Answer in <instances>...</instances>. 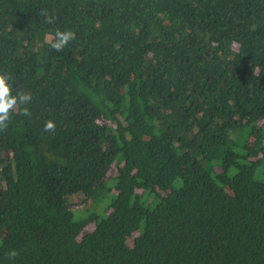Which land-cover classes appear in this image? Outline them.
Returning a JSON list of instances; mask_svg holds the SVG:
<instances>
[{
    "label": "trees",
    "instance_id": "1",
    "mask_svg": "<svg viewBox=\"0 0 264 264\" xmlns=\"http://www.w3.org/2000/svg\"><path fill=\"white\" fill-rule=\"evenodd\" d=\"M0 72V264H264V0H0Z\"/></svg>",
    "mask_w": 264,
    "mask_h": 264
},
{
    "label": "clouds",
    "instance_id": "2",
    "mask_svg": "<svg viewBox=\"0 0 264 264\" xmlns=\"http://www.w3.org/2000/svg\"><path fill=\"white\" fill-rule=\"evenodd\" d=\"M46 17L47 23H53L54 17L50 16L47 12L42 13ZM74 33L68 30H57L53 35L48 38L49 46L56 50L62 51L73 39ZM10 76L7 73L0 72V130H5L8 127V122L11 119V113L18 110L21 105H27L32 100L30 92H18L13 95V89L9 83ZM22 115L26 117L31 116L28 107H24ZM56 123L49 119L44 124V131L55 132ZM11 260H15L18 252L12 249L7 253Z\"/></svg>",
    "mask_w": 264,
    "mask_h": 264
},
{
    "label": "rangeland",
    "instance_id": "3",
    "mask_svg": "<svg viewBox=\"0 0 264 264\" xmlns=\"http://www.w3.org/2000/svg\"><path fill=\"white\" fill-rule=\"evenodd\" d=\"M80 203H79V201L77 200V201H75V207H80L81 208V204L79 205ZM82 206H83V204H82Z\"/></svg>",
    "mask_w": 264,
    "mask_h": 264
}]
</instances>
